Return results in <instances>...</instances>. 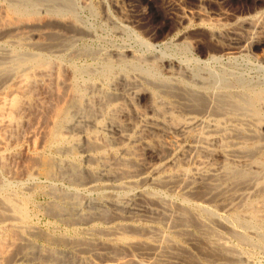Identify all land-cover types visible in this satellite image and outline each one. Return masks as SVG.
Listing matches in <instances>:
<instances>
[{"label":"rangeland","instance_id":"rangeland-1","mask_svg":"<svg viewBox=\"0 0 264 264\" xmlns=\"http://www.w3.org/2000/svg\"><path fill=\"white\" fill-rule=\"evenodd\" d=\"M21 1L22 0H0V27L2 28H0V57L3 56L1 54L6 55L7 57L6 58L3 56L5 57V59L2 58L3 60L0 58L3 61V64L0 63V66L2 65L0 67V83L3 82V88L6 87V90H12L17 83H13V80H10L8 75H11L10 77L13 78L14 81H19V79L23 78L26 73L33 74V76H35L34 79L36 76L38 79H40L39 77L42 76L41 79H43L45 82L47 81V84H38V89L43 94L47 89H50L46 91L48 94L49 92H52L51 95L47 96L49 103L48 105L46 104L48 106V109H45L47 112L39 119V124L41 127H39L40 125L38 127L40 129L43 126H47L46 124L49 120L45 119H49L48 115H50L52 109L55 106L54 104L57 102L56 100H58L57 88L59 87L60 91L63 90L62 86L59 84V81L62 80H71V82L77 86L78 84H83L79 86H83L84 88L86 87V90H95L99 95L104 96L105 99H108L112 95L118 94L119 91L122 92L124 90L125 93L128 92L126 96L128 97L129 94L130 96L127 99L125 97V99H117L118 101L113 100L114 102H112V109L107 114L109 117L111 116L110 119L113 116L118 118L119 116L117 110L121 108V106L123 109L126 108L128 104L134 105L135 108L137 106V110L141 109L142 111H145L143 104L147 99L144 100V97L149 95L150 90L156 91L157 89L155 88L158 87L157 99L160 103L159 110L168 111L170 113H177L178 109L179 112L192 109V101L196 98H208L209 101H212L211 99L213 98V101H217L219 98L221 99L223 97V93L229 92L231 93L232 97L237 99V97L241 94L242 86L246 87L247 85L248 88H253L252 91L255 89L254 93H256V95L260 94L258 93L257 88L264 89V35L263 37H259V44H256L249 49L247 48V50H245L243 53H229V51L226 50V52L225 49L223 50V48H221L222 44L225 42V38L223 35V29H221L223 26L220 21H217L219 19L217 15L220 13L226 14L228 17L227 22H235L234 25L237 24L235 26H241L245 20L248 21L249 19L254 20L255 18H264V0H181L183 4L182 6L195 8L200 5L203 12L208 13L211 16L210 19L204 18L205 20L203 18L192 16L191 18L189 17L188 20L184 21H181L178 17V13L168 6L167 0H123L121 9L115 7V0H69L67 2H63L65 0H58L59 2H57L56 0L54 3L48 0H39L36 6H31L30 8H25L23 1L22 3ZM66 3L69 6L66 5ZM12 6H19L18 8H20V13L10 11ZM174 12H176V14ZM35 29L37 32H35ZM39 30L40 33L44 32L43 34H38L43 38L41 36L40 38L37 37L36 33H38ZM29 33H32V36L29 37ZM31 37L33 39H31ZM10 39H13L12 42ZM17 40H19L18 46L16 45V43H18ZM44 45L45 48H43ZM7 55L12 57L9 56L10 58H8ZM22 55L23 57H26V60H33L36 58L35 60L40 61V63L43 62L42 65L45 64L44 66H46L45 70L43 66L37 69H30V65L25 64L24 66L26 67L23 66V68L21 67L22 69H17V71L14 67V61ZM37 55L39 56L38 59ZM115 55H118L117 58ZM25 57L19 58V60H25ZM40 58L42 61L39 60ZM104 58L106 59L104 60ZM118 58H125L126 60L121 62L127 63L126 66L125 64L123 65L121 62H119L120 59ZM6 59H9L8 66L15 68V74L13 69L6 67ZM107 62L108 65L111 62V66H107ZM110 68L113 71L110 70ZM54 69L57 71H54ZM11 71L14 74L13 76ZM47 71L48 73L51 72L52 76L58 75V78L60 77L62 80L57 79L56 76L55 81V78H52V76L47 73L49 76H51L50 79L49 76L46 75ZM53 71L55 74H57L55 75ZM5 72L9 74L6 75ZM16 75L17 77H15ZM134 76L135 79H132ZM7 77L10 81H12L11 84L13 83V88L12 85H7L8 82L10 83L9 80L7 81ZM121 78L126 79L122 80ZM52 81H55L56 85ZM227 81L229 83H226ZM236 81L241 84L240 85L238 83L241 87L237 83L235 84ZM116 82L119 83L117 84ZM242 82H245L246 84ZM91 83H93L95 86L93 84L90 86ZM224 84L226 86L231 84V86L229 85V88L226 87L229 90L223 88L225 86ZM248 85H251V87ZM8 86L11 87L8 88ZM170 86H172L171 89H169ZM174 86H177L176 89L180 87L181 89L176 90ZM213 86L215 88H212ZM46 87L48 88L45 90ZM206 87H208V89ZM3 88H1L0 91L3 90L2 92L4 93L6 90ZM112 88L113 90L115 88L117 90L111 92ZM136 88L139 89L140 92L138 90L135 91ZM261 89V94L258 96L263 98L264 93L262 92L263 89ZM53 91L55 92L53 93ZM102 91L104 93H100ZM185 92H187V95ZM132 93L133 95H131ZM216 93L219 96H217ZM1 94L2 93L0 92V98L3 97ZM188 95L189 98H186ZM258 96L256 99L257 103H255L256 105L253 108L258 110V112L262 115H260L261 119L260 116L253 113V108H249L244 110L245 112L241 111L239 115L232 114V116H220L219 113H213L215 118L214 115L211 114L207 117L206 123H202L200 125V128L203 131L213 132H211V134L209 132L210 136L216 133L213 135V137L219 138H213L212 143H210L211 140H208L210 144H207V141L202 142V146L204 148L202 147V152L198 154V158H202V161L205 163V165L206 162L208 163L206 166H208L207 168H209V171L203 174L201 193L198 192L197 194L192 196L190 195L189 197L184 195L186 197L185 199L183 198L184 196L181 197L180 194L173 193L167 187L150 183L142 185L139 184L136 185V187H129L130 190H127V187L119 186L118 184L117 186H114L115 189L112 187L113 190L106 188L102 186L103 181H105L106 178H104L99 173V169L102 168L101 163H98L97 166L99 168L96 166L98 169L94 173L86 172L83 169L79 170L81 171V176L83 175L81 178L83 182L79 181L76 184L78 186L72 184V182L68 179L54 180L45 178L44 176L38 174V159L35 156L38 148L39 151H43V148L40 149V146H37L38 144L40 145L39 142H41V136L39 133H35L34 138H32L34 140L31 139L33 142L31 140L21 139L23 138L22 135H24L22 133L28 131L26 128L28 127L26 123L27 120L25 119L26 117H22L25 114H22L21 112L19 115H22L20 119L22 118L23 120H19L20 122L18 121V124L21 122L22 124L19 125V128L17 125V128L14 126V129H12V131L16 130V133L18 132L17 135L20 137V140H15V136H17L16 134L15 136H12L14 135L12 134L14 131H6L10 137L8 139L12 140V142L7 139V134L5 132V134L3 131L1 132L2 134L0 133L1 135L4 134V139L8 141V143L6 141L8 145L6 149L8 156L10 157H8L6 161L10 162L9 160L12 159V156L13 158L16 156L18 158H15V160L13 159L14 161L11 160L10 164L7 162L8 165L13 164L14 162L13 171L6 172L4 170H0V178H4L2 181H0L2 182L0 183V203H3L4 205V203L6 204L7 200H9L7 204L10 205V208L12 205L13 209H15L13 210L11 208L10 210L8 205H0V215L2 214L1 212H3V214L0 216V220H2L0 223H13L12 218L16 217L17 219V222L14 220L15 222L13 223H16L15 226L17 228L14 227L11 230L12 233L15 232L16 235L14 237H16L17 240H15L14 243H11L8 241L9 239L6 240L7 238H4V235V237H0L2 238L0 239V260L2 259L0 264H18V262L19 264H26L24 261H18L19 255L26 249L28 254H30L29 257L32 260V264H264V244H261V240H264V227L262 228V226H264V198H262L264 196V175L261 174H264V171L260 167L262 162H264V147H260V143H262L261 146H264V100H262V98L259 99ZM187 99L192 101L189 100L188 103L186 102ZM51 101H54V104ZM116 101L117 103H115ZM119 101L127 102L122 103ZM47 106L44 104V107ZM130 106L131 105L127 106V109L130 108ZM34 110L35 109H33V111ZM243 112L246 113L245 116L247 117L245 118L249 117L248 120H245ZM36 113L37 111H34V114ZM198 116L201 117V114L198 113ZM236 116H239V118L242 120L244 118V123H242L243 121L239 118L238 120H241V123L238 120V122L234 120L237 119ZM256 116L259 117L258 119L256 118L257 122L255 119ZM105 117L100 119V125L105 124L104 126H106V123H110V119L108 120L109 117ZM182 117L185 120L186 116L184 114ZM252 118L253 122L250 121ZM214 119L216 120L217 125L215 128H212L214 127L213 124H215ZM218 119H220V122L222 121L223 126L218 122ZM259 120L260 122H258ZM23 121L26 124H24ZM171 121L173 124L175 123V121ZM245 121H250L251 123L249 124L247 122L246 124ZM207 126L211 128L209 129ZM23 127L26 129L24 130ZM217 128H219L220 131ZM224 128H227L228 130L230 129L229 131L227 130V132L233 134L227 133L226 129ZM233 128L237 131L233 130ZM214 129H216L215 132ZM102 133L104 134V140L106 139L107 142L111 141L114 143L112 139L113 137L109 132L106 131ZM226 133L227 135H225ZM238 133L243 135L240 136ZM245 133L247 134L245 135ZM19 134L21 136H19ZM255 136H259V139ZM243 137L246 138V140ZM224 139H226L225 142ZM247 139H253V144ZM160 140H164V142H167L168 144H171L172 141L168 140V138L164 135L160 136ZM9 141L10 143L14 142L13 144L16 147L13 144L10 145ZM233 141L237 146L234 148L235 151L232 152L234 155L231 152L229 153L228 148L230 146H227V144L231 145ZM239 141L240 143L243 142L240 146L244 144V147L238 146ZM172 143L173 145L176 144L175 141H172ZM112 146V149H109L110 151L107 152L109 154L111 153L109 156H119L120 153L117 146L114 144ZM223 146H227L228 148L226 151H223L224 153L222 152L219 154V148H222ZM86 147V144L83 143L81 145L79 144L77 147L78 155L76 156L80 162L77 161L78 159L76 156L75 159L73 158L74 160L71 159L76 164H78V169H81L86 165H92V163L88 162L89 160L87 161L85 158L81 157V151H84ZM33 148L37 150L35 151ZM254 148L260 150L259 153L263 156L261 157L259 153H253V150L256 152L258 151ZM114 149H116L117 152ZM215 150H217V152ZM243 151L247 152L245 153ZM235 152L237 153L236 155ZM43 153L47 155L48 149H44ZM50 153L52 154V151H49L48 153L49 156H52ZM185 153V151H180L179 159L181 157L180 160H184V167H187L188 165V170L191 172L193 164L196 163V160L189 152H187V155H185ZM243 153L246 155L242 156ZM251 153H253V157ZM56 154L61 156L62 154L64 155V152L60 151ZM185 159H188L186 160L188 163H185ZM254 159H256V161ZM238 161H240V163ZM86 162H88V164H86ZM75 163L74 165H76ZM81 163L84 165H81ZM209 164L211 165L209 166ZM234 164L238 166V168L235 167L237 170L232 167L235 166ZM215 168L217 170H215ZM224 168L226 169V172L224 171ZM243 171L246 177L240 179V177L243 175V173L240 172ZM2 172L6 174L4 175ZM1 173L3 175H1ZM8 173L9 176L7 175ZM237 173H240V175ZM11 175L15 180H13L12 177L10 178L11 180L9 179ZM207 175L210 176L211 179H209ZM258 175L261 177H257ZM211 176L214 177L212 178ZM92 177L95 179H92ZM248 177L250 179H248ZM89 180L95 181L94 187H87V185H89L88 183L91 182ZM67 181L71 183L69 184ZM3 185L5 189L2 187ZM72 185H74V187ZM82 186L84 188H82ZM132 189L133 191L136 190L137 192H133ZM108 193L114 197L112 198ZM137 195L139 197H137ZM13 196H15L16 200ZM66 196L76 197V199L79 200V204L81 206L79 207L84 214L80 216L73 215L69 219L68 216L62 214L60 215L52 211L53 206L59 203L57 200ZM3 197L5 198L2 199ZM26 197L29 198H27L28 201L24 204V207L27 205V208L25 207V212L27 211V217L26 220L21 221V223L20 219L17 218L18 216L13 215H17L16 208L21 204L23 199H26ZM106 198L108 200H106ZM18 199L19 201L17 205L16 201ZM98 200L100 201L98 202ZM136 200L138 202L145 201V203L142 204H145L146 207H148V209L151 211L143 215H133L128 212L124 213V211H117L110 205L107 207V201H112V203H118L116 201H119L121 204H129ZM229 201H234V204L231 203L233 205L226 207L225 204H228ZM187 202L190 203L188 204ZM102 205L106 206L104 207ZM7 207L9 208V211L7 210ZM194 211L197 212L198 216H201L200 219L196 218L197 214ZM251 212L254 213L250 214ZM88 213L91 215V217L88 215ZM172 213L175 214L176 217H174L175 215ZM182 213L183 215H181ZM236 213L239 215L240 221L233 222L234 218H232V220L231 216ZM4 214L11 218L5 217ZM180 215L182 218H187L188 216L189 222L191 221L190 224H183L184 219H181V217H179ZM116 219H118V221ZM175 219L176 221L174 222ZM29 224L31 225L30 228ZM249 225L250 227L252 226V228H250ZM24 229L27 230L24 231L27 234L25 233L23 236ZM260 234L263 236H260ZM24 237L28 241L25 240ZM239 237L241 238L240 240L238 239ZM243 238L245 240H242ZM151 254H153V256ZM81 256L83 260L81 259ZM152 257L155 258V260L152 259ZM119 258L122 259V261ZM148 258H150V260Z\"/></svg>","mask_w":264,"mask_h":264},{"label":"bare ground","instance_id":"bare-ground-1","mask_svg":"<svg viewBox=\"0 0 264 264\" xmlns=\"http://www.w3.org/2000/svg\"><path fill=\"white\" fill-rule=\"evenodd\" d=\"M23 1V5L25 6V8H30L31 6L34 7L36 6L37 2L39 0H22ZM21 1V3H22ZM52 3H54L56 0H48ZM63 1V0H62ZM69 0H65L63 2H67ZM168 1V6L175 10L177 13H178V17L181 21H184V20H188L189 17L191 18L192 16H195L197 18H208L210 19L211 16L208 14V13H205L203 12V10L201 9V6L198 5L197 7L195 8H188V7H184L182 6V2L181 0H167ZM201 1V0H199ZM204 1V0H202ZM57 2H59L57 0ZM61 2V1H60ZM122 2L123 0H115V7L118 8V9H121L122 7ZM206 2V1H205ZM15 4V3H14ZM12 4V5H14ZM19 4V2H18ZM63 4V3H62ZM70 4V3H69ZM200 4V3H199ZM10 5V4H9ZM16 5V4H15ZM58 5H61V4H58ZM66 5H68L66 3ZM195 5V4H194ZM22 6V5H20ZM69 6V5H68ZM19 7V6H18ZM16 6H12L10 8V11L12 12H16V13H20V8H18ZM57 8V7H56ZM23 9V8H21ZM62 10V9H61ZM65 10V9H64ZM23 11V10H22ZM28 12V11H27ZM32 12V11H31ZM122 12V11H121ZM176 12H174L176 14ZM15 13V14H16ZM173 13V14H174ZM28 14V13H27ZM217 17H219V19L217 21H220V23L222 24V28L223 29V35H224V38H225V42L222 44V47L223 50L225 49V51H229L232 52V53H243L245 50H247V48H251L252 46L256 45V44H259L260 43V39L259 37H263L264 35V18H255L254 20H245L242 25L239 27V26H235L237 24L234 25L235 22L233 23H229L227 22L228 20V17L226 16V14L224 13H220L217 15ZM207 19V20H208ZM179 20V21H180ZM202 20V19H201ZM205 20V19H204ZM203 20V21H204ZM202 21V22H203ZM216 21V23H217ZM226 21V22H225ZM1 23V22H0ZM237 23V22H236ZM33 24V23H32ZM2 25V24H1ZM217 25V24H216ZM7 27V26H5ZM1 28V27H0ZM245 28V29H244ZM2 29V28H1ZM36 30V29H35ZM218 30V29H217ZM23 31V30H22ZM17 32V31H16ZM37 32V30L35 31ZM217 32V31H216ZM219 32V31H218ZM10 33V32H9ZM34 33V32H33ZM40 33V30L37 34V37L40 38L41 35H38ZM44 33V32H43ZM43 33H40V34H43ZM29 37L32 36V33H29ZM245 34V35H244ZM9 35V34H8ZM26 35V33H25ZM215 35V34H214ZM217 35V34H216ZM14 36V35H13ZM23 37H25L24 35H22ZM27 36V35H26ZM42 37V36H41ZM217 37V36H216ZM28 38V37H27ZM43 38V37H42ZM264 38V37H263ZM17 39V38H16ZM29 39V38H28ZM31 39H33L31 37ZM11 40V39H10ZM13 40V39H12ZM11 40V42H12ZM19 40H17L18 42ZM35 42V41H34ZM40 42V41H39ZM8 43V42H7ZM16 43V42H15ZM23 43V42H22ZM37 43V41H36ZM41 43V42H40ZM19 42L16 43V45L18 46ZM44 44V42H43ZM218 44V43H217ZM11 45V43H10ZM40 45V44H39ZM37 46V45H36ZM260 46V45H259ZM33 47V46H32ZM39 47V46H38ZM17 48V47H16ZM35 48V47H34ZM42 48V47H41ZM45 48V45L44 47ZM40 49V48H39ZM8 50V49H7ZM226 51V52H227ZM16 52V51H15ZM13 54V52H12ZM17 54V53H16ZM30 54V53H29ZM37 54V53H36ZM45 54V53H44ZM3 56L6 57V55L4 54H1ZM34 55V54H32ZM120 55V54H119ZM1 56L0 58H4ZM8 58L12 57L10 55H7ZM10 56V57H9ZM29 56V55H28ZM41 56V55H40ZM116 56V55H115ZM118 56V55H117ZM116 56V58H117ZM14 57V56H13ZM25 57V56H24ZM23 55L19 58H24ZM31 57V56H30ZM38 55H37V59H38ZM7 58V57H6ZM19 58H17L14 62V67L17 69H20L21 67L23 68V66L25 64H28L30 65V69H37V68H40L41 66L44 67V70H45V67L44 65H42L43 62L40 63V61L38 60H26V57H25V60H19ZM107 58V57H106ZM104 58V60L106 59ZM0 59V60H1ZM44 59V58H43ZM108 59V58H107ZM110 59V58H109ZM112 59V58H111ZM120 59L119 62L121 61H124L126 60L125 58H118ZM136 59V57H135ZM3 60V59H2ZM1 60L0 63L3 64V61ZM11 60V59H10ZM39 60L42 61V59L40 58ZM113 60V59H112ZM7 61V64H6V67H9V69H15L14 67H11V66H8L9 64V59L5 60ZM44 61V60H43ZM63 61V60H62ZM110 61V60H109ZM114 61V60H113ZM117 61V60H116ZM125 62H128V61H125ZM12 63V62H11ZM101 63V62H100ZM117 63V62H115ZM123 65L127 63H124V62H121ZM120 63V65L122 66V64ZM64 64V63H63ZM105 64V63H104ZM130 64V63H128ZM5 65V64H4ZM13 65V64H12ZM107 66H111V62L109 63L108 65V62L106 63ZM104 65V66H106ZM119 65V64H118ZM133 65V64H132ZM131 65V66H132ZM2 66V65H1ZM0 66V67H1ZM26 67V66H24ZM28 67V66H27ZM36 67V68H35ZM42 67V68H43ZM50 67V66H49ZM118 67V66H116ZM129 67V65H128ZM134 67H135V64H134ZM3 68V67H2ZM21 68V69H22ZM94 68V67H93ZM106 68V67H105ZM131 68V67H130ZM1 69V68H0ZM7 69V68H6ZM5 69V70H6ZM29 69V68H28ZM115 69V68H114ZM152 69V68H151ZM66 70V69H65ZM106 70V69H105ZM110 70H112L110 68ZM1 71V70H0ZM3 71V69H2ZM7 71V70H6ZM18 71V70H17ZM20 71V70H19ZM25 71V70H24ZM54 71H57L54 69ZM53 71V72H54ZM75 71H78V70H75ZM113 71V70H112ZM111 71V72H112ZM12 72V71H11ZM23 72V71H22ZM36 72V71H34ZM40 72V71H39ZM107 72V71H106ZM116 72V71H115ZM123 72V71H122ZM1 73V72H0ZM6 73V72H5ZM17 73V72H16ZM48 71L46 72V75H51L52 76V73H48ZM74 73V72H73ZM114 73V72H113ZM9 73H6V75H8ZM11 74V73H10ZM14 74H15V70H14ZM13 72H12V76L14 75ZM44 74V73H43ZM42 74V75H43ZM55 74V72H54ZM57 74V73H56ZM55 74V75H56ZM88 74V73H87ZM106 74V73H105ZM110 74V73H109ZM116 74V73H115ZM118 74V72H117ZM151 74V73H149ZM1 75V74H0ZM23 75V74H22ZM21 75V77H22ZM37 75V74H36ZM48 75V76H49ZM58 75H59V70H58ZM58 75L57 76V79H61L60 77L58 78ZM11 76V75H10ZM9 75V79L10 80H13V83H17L14 88H13V83L11 84L12 81H10L7 77V81L9 80L10 83L8 82L7 85H12V90L9 89L6 90V87H4L3 85V82H1V88L5 89L7 91H4V93H6L5 95H3L4 93L2 91H0L3 95L2 98H0V133L3 131V133L5 132L7 134V139L10 138L8 136V133L9 131L13 132L12 136H15V134L17 135L16 133V130H13L14 129V126L15 128H17L16 126L18 125V128H19V125L22 124V122L20 124H18V121L21 120L19 114H25L23 115L22 117L25 118L26 120V123H27V132H24L22 134L23 140L27 139V140H31L32 138H34V135L35 133H39V135L41 136V142L40 145L36 144L38 147L40 146V149L43 148V151H39V148L35 154V156L37 157L38 159V174L44 176L45 178L47 179H54V180H59V179H68L69 181L72 182V184H77L79 181L80 182H83L82 181V176H81V171L79 170H84L86 172H89V173H94L97 171V169L99 168L97 165L98 163H101L102 165V168L99 169V173L100 175H102L105 179V181H103V184L102 186L106 187V188H110L112 189V187L114 188V186H117V184L119 186H123V187H127L126 189L127 190H130L129 187H136V185H139V184H154V185H160V186H164V187H167L169 188L173 193L175 194H180L181 197H183L184 195L185 196H192V195H195L197 194L198 192L201 193V189H202V177H203V174H205V172H208L209 171V168H207L208 166V163L206 162V165L205 163L202 161V158L199 159L198 157V154L200 152H202V145L203 143L202 142H206L207 141V144H210L212 143V139L213 138H216V137H213V134L212 136L209 135V132L210 131H203L201 128H200V125L202 123H206V120H207V117L213 113H219L220 116L222 115H229V116H232L233 115H239V113L241 111H244L246 109H249V108H253L255 107V103H257L256 99H257V96L261 94V91L260 89L257 88L258 90V95H256V93H254L255 89L252 91V89L248 88L247 85L246 87H241L240 83L239 82H235V84L239 83L238 85L241 87V94L240 96L236 98L232 97L231 96V93L229 92H225L221 93V95L223 96L221 99L219 98V100L217 101H213V98L211 99L212 101H209L208 98L205 99V98H202V99H194L193 101L190 100V99H187L186 102H188L189 100L192 101V106L190 110H184V111H180L179 112V109L176 111L177 113H170L168 111H162V110H159V100L157 99V90L158 88H155L157 89L156 91L155 90H150L149 92V95L147 97H144V100L147 99L143 106L145 108V111H139L137 110V106L136 108L134 107V105L132 104H128L127 106L131 105L130 108L127 109V106L126 108H119L117 110V113H118V118H115V116H113L111 119L110 117L107 115L109 113V111L112 109V106H113V103L114 102L113 100H117V99H126L130 96L127 97V93H125V91L123 90L122 92H118V94L116 95H112L110 96L108 99H105L104 96L102 95H99L98 92H96L95 90H86L83 86H79V85H83V84H78L75 85L71 82V80H62V81H59V84L62 86V91L59 90V87L57 88V95H58V100H56V104H54V101L52 102L55 106L54 108L52 109L50 115H48L49 119H45V120H49L48 123L46 124L47 126H43L41 129L39 127H41V125L39 124V119L40 117L44 116L45 113L47 112V110H45L46 108L48 109V98L47 96L51 95V93L49 92V94L46 92L47 90H50V89H47L48 87L45 88V92L44 94L42 92L39 91L38 89V84H45L46 82L43 81V79H41V77H39L40 79L36 78L34 79L35 76H33V74H28L26 73L24 75L23 78L19 79L18 80H15L13 78H11ZM19 76V74H18ZM45 76V75H44ZM49 76V78L51 77ZM56 76H52V78H55L54 80L56 81ZM66 76V75H65ZM68 76V75H67ZM108 76V75H107ZM120 76V75H119ZM123 76V75H122ZM224 76V75H223ZM3 77V76H2ZM17 77V75L15 76ZM80 77V76H79ZM154 77V76H153ZM113 78V77H112ZM115 78V77H114ZM127 78V77H126ZM126 78H121L122 80H125ZM132 78V77H131ZM18 79V78H17ZM51 79V78H50ZM49 79V80H50ZM70 79H73V78H70ZM76 79V78H75ZM89 79V78H88ZM132 79H135V76L134 78ZM6 80V79H5ZM32 80V81H31ZM137 80V79H136ZM224 80V79H223ZM231 80V79H230ZM229 80V81H230ZM4 81V80H3ZM18 81V82H17ZM31 81V83H30ZM53 82L54 84L56 82ZM107 81V80H106ZM138 81V80H137ZM136 81V82H137ZM179 81V80H178ZM235 81V80H234ZM5 82V81H4ZM44 82V83H43ZM58 82V80H57ZM122 82H125V81H122ZM219 82V81H218ZM75 83V82H74ZM84 83V82H83ZM86 83V82H85ZM110 83V82H109ZM117 83V82H116ZM119 83V82H118ZM117 83V84H118ZM166 83V82H165ZM220 83V82H219ZM226 83H229L228 81ZM244 84H246L245 82H242ZM47 84V83H46ZM58 84V83H57ZM93 83L90 84V86L92 85ZM113 84V83H112ZM115 84V85H117ZM133 84V83H132ZM181 84V83H180ZM56 85V84H55ZM94 85V84H93ZM125 85V84H124ZM138 85V84H137ZM177 85V84H176ZM218 85V83H217ZM221 85V84H220ZM223 85V84H222ZM225 85V84H224ZM229 85L231 86V84H228L227 86L225 85L223 88L229 90ZM6 86V85H5ZM59 86V85H57ZM56 86V87H57ZM85 86V85H84ZM95 86V85H94ZM150 86V85H149ZM180 86V85H179ZM183 86V85H181ZM235 86V85H234ZM251 87V85H248ZM11 87V86H8V88ZM19 87V88H18ZM84 89H83V88ZM97 87V86H96ZM117 87V86H116ZM130 87V86H129ZM155 87V86H154ZM167 87V85H166ZM172 86H170L169 89H171ZM177 87V86H176ZM176 87L174 86V88L176 89ZM228 87V88H226ZM239 87V88H240ZM0 88V90H1ZM18 88V89H17ZM42 88V87H40ZM99 88V87H98ZM114 88V87H113ZM112 91H115L117 90L116 88ZM151 88V87H150ZM208 89V87H206ZM205 88V89H206ZM212 88H215L214 86ZM219 88V87H218ZM222 88V89H223ZM237 88V87H236ZM148 89V88H146ZM146 89H144L145 91H147ZM154 89V88H152ZM173 89V88H172ZM177 89H181L180 88H177ZM176 89V90H177ZM220 89V88H219ZM233 89V88H232ZM263 89V88H262ZM261 89V90H262ZM42 90V89H41ZM110 90V89H109ZM119 90V89H118ZM138 90L140 92L139 89H135V91ZM226 90V91H227ZM264 90V89H263ZM262 90V92L264 93V91ZM43 91V90H42ZM52 91V90H51ZM98 91V90H97ZM137 91V92H138ZM205 91V90H203ZM210 91V90H209ZM236 91V90H234ZM239 91V90H238ZM55 91H53L54 93ZM108 92V91H107ZM136 92V93H137ZM232 92V91H231ZM100 93H104L103 91L100 92ZM117 93V92H115ZM135 93V92H134ZM187 92H185L186 94ZM48 94V95H47ZM109 94V93H108ZM142 94V93H140ZM189 94V93H188ZM195 94V93H193ZM206 94V93H205ZM234 94V93H233ZM232 94V95H233ZM53 95V94H52ZM133 95V93L131 94ZM167 95V94H165ZM175 95V94H174ZM187 95V94H186ZM184 95V96H186ZM191 95V94H190ZM217 96H219L217 93H216ZM194 96V95H193ZM196 96V95H195ZM258 96L259 99H261L260 97ZM262 96V95H261ZM54 97V96H53ZM159 97V96H158ZM164 97V96H163ZM182 97V96H181ZM200 97V95H199ZM203 97V96H202ZM208 97V96H207ZM171 98V97H170ZM186 98H189V95L188 97ZM264 98V96H263ZM262 98V100H264ZM52 99V98H51ZM56 99H57V96H56ZM166 99V98H165ZM180 99V97H179ZM216 99V98H214ZM50 100V99H49ZM53 100V99H52ZM121 100V99H120ZM158 100V102H157ZM167 100V99H166ZM183 100H186V99H183ZM118 101V100H117ZM117 101L115 103H117ZM133 101V100H131ZM164 101V99H163ZM50 102V101H49ZM119 102H122V101H119ZM124 103L127 102V101H123ZM122 102V103H123ZM130 102V101H128ZM170 102V101H169ZM184 102V101H183ZM185 102V103H186ZM51 103V105H52ZM131 103V102H130ZM164 103V102H163ZM167 103V102H166ZM189 103V102H188ZM44 104L45 106L47 107H44ZM47 104V105H46ZM182 104V103H181ZM121 105H124V104H121ZM259 105V104H257ZM179 106V105H177ZM118 107V106H117ZM141 107V106H140ZM161 107V106H160ZM165 107V106H164ZM172 107V106H171ZM182 107V106H181ZM116 108V107H115ZM166 108V107H165ZM33 109H35L34 111L37 113L34 114V111ZM164 109V108H163ZM168 109V108H167ZM33 112H32V111ZM169 110V109H168ZM251 110V109H250ZM253 110V113H255L256 115L260 116L261 114L258 112V110L256 109H252ZM260 110V109H259ZM262 110V109H261ZM49 111V110H48ZM248 111V110H247ZM246 111V112H247ZM264 111V110H263ZM113 112V111H112ZM245 112V111H244ZM243 112V113H244ZM250 112V111H249ZM252 112V111H251ZM261 112V111H260ZM186 116L185 117V120L184 118L182 117L183 114ZM198 113L201 114V117L198 116ZM48 114V113H47ZM117 115V114H116ZM214 115V114H213ZM246 113H244V118L247 117L245 116ZM248 115V113H247ZM253 115V114H252ZM107 116V117H105ZM255 116V115H254ZM253 116V118H254ZM262 116V115H261ZM261 116H260V119H261ZM108 118V120L110 119V123H106L107 125L104 126V125H100V119L101 118ZM241 117V116H240ZM214 118H215V115H214ZM230 118V117H229ZM237 119H234V120H238L239 116L237 117ZM244 118L243 120L241 119L244 123ZM249 118V117H248ZM248 118H245V120ZM251 118V117H250ZM253 118L250 120L252 121ZM258 119L259 117H255V119ZM117 119V120H116ZM170 119V120H169ZM213 119V118H212ZM257 119H256V122H257ZM23 120V119H22ZM175 121V123L173 124L172 121ZM220 119H218V122L221 123L222 125V121L220 122L219 121ZM231 120V119H230ZM241 120H238L239 122ZM264 120V119H263ZM105 121V120H104ZM171 123H170V122ZM233 121V120H232ZM235 121V122H236ZM237 121V122H238ZM248 122L249 124L251 122ZM20 122V121H19ZM24 122V121H23ZM217 122V123H218ZM234 122V123H235ZM236 122V123H237ZM246 122V121H245ZM246 122V124H247ZM253 122V121H252ZM260 122V120L258 121ZM24 122V124H26ZM45 123V122H44ZM104 123V122H102ZM214 123L212 128H215L216 127V120L214 119ZM224 123V122H223ZM233 123V124H234ZM241 123V122H240ZM239 123V124H240ZM229 124V123H228ZM232 124V123H231ZM40 125V126H39ZM227 125V123H226ZM252 125V124H251ZM39 126V127H38ZM205 126V125H204ZM212 126V125H211ZM223 126V125H222ZM220 126V127H222ZM249 126V125H248ZM208 127V126H207ZM219 127V128H220ZM226 127V126H225ZM251 127V126H250ZM249 127V128H250ZM24 128V127H23ZM24 128V130L26 129ZM206 128V127H205ZM209 129L211 127H208ZM219 128H217L219 130ZM228 128V127H227ZM227 128H224L226 129V132H227ZM205 130V129H204ZM213 130V129H211ZM216 129H214V132H215ZM230 130V129H229ZM228 130V131H229ZM232 130V129H231ZM233 130H236L233 128ZM232 130V132H233ZM245 130V129H244ZM252 130V129H251ZM7 131V132H6ZM19 131V129H18ZM23 131V129H22ZM109 132L111 135H112V139H113V142L111 143L110 142H107L106 139L104 140V134L102 132ZM220 131V130H219ZM225 131V130H224ZM237 131V130H236ZM240 131V130H239ZM10 132V133H11ZM203 132V134H202ZM212 132V131H211ZM210 132V134H211ZM217 132V131H216ZM246 132V131H245ZM4 133V134H5ZM9 133V135H10ZM102 133V134H101ZM205 133V134H204ZM213 133V132H212ZM218 133V132H217ZM225 133V132H224ZM229 133V132H227ZM227 133L225 135H227ZM237 133V132H236ZM241 133V132H240ZM240 133H238L240 135ZM243 133V132H242ZM248 133V132H247ZM245 133V135L247 134ZM250 133H253V132H250ZM2 134V133H1ZM0 134V135H1ZM3 134V135H4ZM208 134V135H206ZM219 134V133H218ZM223 134V133H222ZM221 134V135H222ZM229 134H233V133H229ZM256 134V133H255ZM254 134V135H255ZM1 135L0 136V170L1 171H6V172H10V171H13L14 169V160L16 157L13 158V156L11 157L13 160V164L11 165H8L6 161L8 157V152H7V149L6 147L8 146L7 143L8 141L6 139H4V136ZM106 135V134H105ZM161 135H164L165 137L168 138V140H172V141H175L176 144L173 145L172 141H171V144L167 143V142H164V140H160V136ZM220 135V136H221ZM243 135V134H242ZM240 135V136H242ZM253 135V136H254ZM19 136H21L19 134ZM107 136V135H106ZM109 136V135H108ZM238 136V135H237ZM248 136V135H247ZM251 136V135H249ZM5 137V138H6ZM18 139H17V138ZM111 137V136H110ZM236 137V136H234ZM257 137V136H255ZM13 138V137H12ZM20 137L15 136V140H20L19 139ZM40 138V137H39ZM219 138V137H218ZM216 138V139H218ZM223 138V137H222ZM244 138V137H243ZM259 139V136L257 137ZM109 139V138H108ZM221 139V137H220ZM238 139V138H237ZM246 140V138H244ZM255 139V138H253ZM252 140H248L250 142L253 141ZM10 140V139H8ZM34 140V139H32ZM31 140V141H32ZM37 140V138H36ZM110 140V139H109ZM167 140V141H168ZM208 140L211 142L209 143ZM226 139H224V142H225ZM233 140V139H232ZM239 140V139H238ZM7 141V143H6ZM12 142V140H10ZM9 141V144L12 145L13 143H10ZM241 141H244V140H241ZM255 141V140H254ZM16 142V141H15ZM33 142V141H32ZM31 142V144H32ZM232 142V141H231ZM257 142L259 143V141L257 140ZM86 144V148L84 151H81L82 154H81V157L82 158H85L88 162L92 163V165H86L84 167H82L81 169L77 168V165L73 160L75 159V156L78 155V151H77V147L79 146V144ZM215 143V142H214ZM243 143V142H241ZM240 141H239V145H241ZM28 144V143H27ZM116 145L117 148H118V151L120 153L119 156H114V155H111V157L109 156L110 154L107 153L109 152L110 150L109 149H112L111 146L112 145ZM246 144V143H245ZM249 144V142H248ZM253 144V142H252ZM257 144V143H256ZM262 145V143H260ZM14 145V144H13ZM18 145V144H17ZM213 145V144H212ZM215 145V144H214ZM244 145V144H243ZM242 145V146H243ZM247 145V144H246ZM260 147H264V146H261ZM15 146V145H14ZM229 148H228V147ZM227 146H223L225 148H219L220 151H219V154H221L224 150L226 151V149L228 148L229 149V153L231 152H234L235 151V146H236V143L233 141V143H231V145L227 144ZM240 146V147H242ZM16 147V146H15ZM14 147V149H15ZM113 147V146H112ZM237 147V146H236ZM239 147V148H240ZM244 147V146H243ZM9 148V147H8ZM12 148V147H11ZM204 148V147H203ZM10 149V148H9ZM34 149V148H33ZM44 149H48V153L49 151H52V156H49L48 153L47 155L44 154ZM55 149V150H54ZM238 149V148H237ZM253 149V148H251ZM254 149H257V148H254ZM259 149V147H258ZM257 149V150H258ZM35 150V149H34ZM35 150V151H36ZM116 150V149H114ZM218 150V149H217ZM217 150H215L217 152ZM240 150V149H239ZM246 150V149H245ZM262 150V149H261ZM12 151V150H11ZM13 151H16V150H13ZM60 151H63L64 152V155L62 154L61 156L57 155L56 153H59ZM180 151H185V155H187V152H189L191 154V156L193 155L195 158V164H193V167H192V171L190 172L188 169V165L187 167H184V160H180L179 159V155H180ZM237 151V150H236ZM250 151V150H249ZM252 151V150H251ZM254 152L253 153H259L260 150H258L257 152L255 150H253ZM80 152V151H79ZM115 152V151H113ZM117 152V150H116ZM212 152V151H211ZM243 152H247V151H243ZM10 153V152H9ZM13 153V152H11ZM215 153V152H214ZM224 153V152H223ZM250 153V152H249ZM253 153H251L252 157H253ZM262 153V151H261ZM19 154V153H18ZM116 154V153H115ZM189 154V155H190ZM234 155V153H232ZM237 153L235 152V155ZM248 154V153H247ZM260 154V153H259ZM258 154V156H259ZM17 155V154H16ZM34 155V154H33ZM118 155V154H116ZM205 155V154H204ZM246 155V154H245ZM244 153L242 156H245ZM250 155V156H251ZM261 155V154H260ZM25 156V155H24ZM34 156V157H35ZM225 156V155H224ZM229 156V155H227ZM226 156V157H227ZM232 156V155H231ZM263 155H261L262 157ZM19 157V156H18ZM35 157V158H36ZM248 157V155H247ZM260 157V158H261ZM74 158V159H73ZM77 158V156H76ZM81 158V159H82ZM186 158V157H185ZM191 158V157H189ZM192 158V159H193ZM206 158V156H205ZM209 158V157H208ZM258 158V157H257ZM256 158V159H257ZM264 158V156H263ZM18 159V158H17ZM16 159V160H17ZM73 159V160H71ZM78 159V158H77ZM184 159V158H183ZM190 159V160H192ZM256 159H254L256 161ZM9 160V159H8ZM11 160H9L10 162H8L9 164L11 163ZM83 160V159H82ZM81 160V161H82ZM186 160L188 159H185V163H188L186 162ZM206 160V159H205ZM237 160V158H236ZM258 160V159H257ZM76 165H74V163ZM79 161V159L77 160ZM182 161V162H181ZM247 161V160H246ZM245 161V163H246ZM80 162V161H79ZM88 162H86V164H88ZM240 163V161H238ZM237 162V163H238ZM20 163V162H19ZM73 163V164H72ZM191 163V162H190ZM189 163V164H190ZM230 163V162H229ZM236 163V162H234ZM242 163V161H241ZM248 163H249V159H248ZM25 164V163H24ZM104 164V165H103ZM224 164V163H223ZM26 165V164H25ZM81 165H84L83 163H81ZM211 164H209L210 166ZM226 165V164H225ZM233 165V164H231ZM235 165V164H234ZM252 165V164H251ZM98 168H97V167ZM224 166V165H223ZM253 166V165H252ZM81 167V166H80ZM101 167V166H100ZM229 167V166H228ZM232 167H237L238 166H232ZM242 167V165H241ZM261 169L264 171V162H262V165L260 166ZM211 168V167H210ZM247 168V167H246ZM27 169V168H26ZM191 169V168H190ZM213 169H214V165H213ZM222 169V168H221ZM225 169V168H224ZM236 169V168H235ZM243 169V168H242ZM251 169V168H250ZM35 170V169H34ZM36 170V171H37ZM215 170H217L215 168ZM237 170V169H236ZM29 171V170H28ZM31 171V170H30ZM83 171V172H84ZM226 172V169L224 170ZM233 171V170H232ZM240 171V169H239ZM238 171V172H239ZM242 171V170H241ZM250 171V170H248ZM4 174V172H2ZM1 173V175H3ZM31 173V172H30ZM215 173V172H214ZM240 173H243V175L240 177V179H243V177H246L244 171L243 172H240ZM240 173L238 175H240ZM249 173V172H248ZM253 173H254V170H253ZM256 173V172H255ZM6 174V173H5ZM4 174V175H5ZM15 174V172H14ZM37 174V173H36ZM35 174V175H36ZM212 174V173H211ZM209 174V175H211ZM216 174V173H215ZM252 174V173H251ZM9 176V173L7 174ZM30 175V174H29ZM33 175V174H32ZM39 175V176H40ZM253 175V174H252ZM261 175H264V174H261ZM7 176V178H8ZM15 176V175H13ZM38 176V175H37ZM208 176V175H207ZM205 176V177H207ZM234 176V175H233ZM250 176V174H249ZM1 177V176H0ZM3 177V176H2ZM12 177V175L9 177V179ZM30 177V176H29ZM100 177V176H99ZM212 177V176H211ZM214 177V176H213ZM212 177V178H213ZM237 177V176H236ZM257 177H261L260 175H258ZM94 177H92L93 179ZM103 178V179H104ZM209 179L210 176H208ZM207 178V179H208ZM216 178V177H215ZM1 179V178H0ZM4 179V178H2ZM2 179L0 181H2ZM8 179V180H9ZM13 179V177H12ZM17 179V178H16ZM95 179V178H94ZM204 179V178H203ZM206 179V178H205ZM208 179V180H209ZM238 179V178H237ZM247 179V178H245ZM248 179H250L248 177ZM11 180V179H10ZM15 180V179H13ZM99 180V179H98ZM227 180V179H226ZM52 181V180H51ZM63 181V180H62ZM67 181L69 184L71 182ZM91 181V180H89ZM232 181V180H231ZM239 181V179H238ZM94 182L95 181H91L89 182L87 185V187H94ZM240 182V181H239ZM2 183V182H0ZM4 183V182H3ZM101 183V182H100ZM255 183V182H253ZM56 184V183H55ZM81 184V183H80ZM98 184V183H97ZM242 184V182H241ZM244 184V183H243ZM67 185V184H66ZM101 185V184H100ZM6 186V185H5ZM71 186V185H70ZM74 187V185H72ZM78 186V185H76ZM75 186V187H76ZM85 186V185H84ZM4 187V185L2 186ZM86 187V188H87ZM101 187V186H100ZM133 187V188H134ZM77 188V187H76ZM82 188H84L82 186ZM88 188V189H90ZM156 188V187H155ZM159 188V187H158ZM5 189V187L3 188ZM115 189V188H114ZM120 189V188H119ZM160 189V188H159ZM94 190V189H93ZM102 190V189H101ZM113 190V189H112ZM139 190V189H138ZM156 190V189H155ZM158 190V189H157ZM169 190V191H170ZM215 190V189H214ZM77 191V190H76ZM83 191V190H81ZM124 191V190H123ZM126 191V190H125ZM133 191V189H132ZM136 191V190H134ZM133 191V192H134ZM170 191V192H171ZM108 192V191H107ZM111 192V190H110ZM109 192V193H110ZM115 192V190H114ZM137 192V191H136ZM224 192V191H223ZM2 193V192H1ZM108 193V194H109ZM127 193V192H126ZM139 193V191H138ZM148 194V193H147ZM24 195V194H23ZM29 195V194H28ZM102 195V194H101ZM104 195V194H103ZM111 197L112 195L109 194ZM136 195V194H135ZM150 195V194H149ZM264 195V194H263ZM3 196V195H2ZM1 196V197H2ZM5 196V194H4ZM20 196V195H19ZM30 196V195H29ZM60 196V195H59ZM62 196V195H61ZM139 196H140V193H139ZM137 195V197H139ZM145 196V195H144ZM183 197L184 199L186 197ZM6 197V196H5ZM5 197H3L2 199H4ZM14 199H15V196H13ZM110 197V198H111ZM114 197V196H113ZM112 197V198H113ZM143 197V196H142ZM141 197V198H142ZM180 197V198H181ZM17 198V197H16ZM20 198V197H19ZM24 198V196H23ZM28 197H26V199H23L21 201V204L16 208V212H17V215H13V216H18L17 218L20 219V222L21 221H25L26 220V217H27V211L25 212V209L26 208L24 207V204L28 201L27 200ZM31 198V197H30ZM59 198V197H58ZM57 198V199H58ZM104 198V197H103ZM111 198V199H112ZM181 198V199H183ZM264 198V196L262 197ZM7 199V198H6ZM10 199V198H9ZM29 199V198H28ZM102 199V198H101ZM180 199V200H181ZM11 200V199H10ZM16 200V199H15ZM106 200H108L106 198ZM105 200V201H106ZM110 200V199H109ZM135 200V199H133ZM144 200V199H143ZM225 200V198H224ZM4 201V200H3ZM18 201L19 199L16 201L17 202V205H18ZM59 201V203L57 205H54L53 206V209L52 211L58 213V214H62V215H65V216H68L69 219L70 217H72L73 215H82L84 214L83 211H81L80 209V204H79V200L76 199V197H71V196H66V197H62L61 199L57 200ZM82 201V200H80ZM100 200H98L99 202ZM113 201V200H112ZM112 201H107V207L110 205L112 206L113 208H115L117 211L119 210L120 212L121 211H124L125 212H128L130 214H133V215H143V214H146V213H149V210L148 207H146V205L142 204V203H145L140 201L137 202L136 201H132L131 203L129 204H121L119 203V201H116L118 203H112ZM129 201V200H128ZM1 202V201H0ZM7 202H9V200H7ZM6 202V204L4 203V205H8ZM13 202V201H11ZM10 202V203H11ZM56 202V201H55ZM191 202V201H190ZM189 202V203H190ZM9 203V204H10ZM101 203V202H100ZM125 203V202H123ZM188 203V202H187ZM188 203V204H189ZM193 203V202H192ZM233 203L234 204V201L233 202H230L227 204H225L226 207L230 206V205H233L231 204ZM94 204V203H93ZM102 204H105V203H102ZM237 204V203H236ZM0 205H3V203ZM3 205V206H4ZM105 205V206H106ZM10 205H8L9 207ZM14 206V204H13ZM80 206V207H79ZM104 206V205H102ZM101 206V207H102ZM104 206V207H105ZM7 207V208H8ZM95 207V205H94ZM100 207V206H99ZM110 207V208H112ZM197 207V206H196ZM6 208V209H7ZM10 208V207H9ZM9 208L7 209L9 211ZM11 208L13 209L12 205H11ZM10 208V210H11ZM15 208V207H14ZM97 208V207H96ZM95 208V209H96ZM198 209V208H197ZM227 209V208H226ZM15 210V209H13ZM190 210V209H189ZM235 210V209H233ZM232 210V212H233ZM197 211V210H196ZM199 211V210H198ZM201 211V210H200ZM226 211V210H225ZM5 212V211H4ZM12 212V211H10ZM82 212V213H81ZM85 212V211H84ZM173 212V211H172ZM195 212V211H194ZM255 212V211H254ZM254 212H251L250 214L254 213ZM3 214V212H1ZM9 213V212H8ZM43 213V212H42ZM53 213V212H52ZM93 213V212H92ZM123 213V212H122ZM178 213H181V212H178ZM197 214V212H195ZM1 214V215H2ZM10 214V213H9ZM8 214V215H9ZM95 214V213H94ZM118 214V213H117ZM173 214V213H172ZM200 214V213H199ZM0 215V216H1ZM54 215V214H53ZM59 215V216H60ZM89 215V213H88ZM175 215V214H173ZM183 215V213L181 214ZM181 215L179 217H181ZM195 215V214H194ZM193 215V216H194ZM233 215V214H232ZM5 217L7 218H11L9 216H6L4 214ZM3 216V217H4ZM91 217V215H89ZM131 216V215H130ZM122 217V216H121ZM137 217V216H136ZM170 217V216H169ZM176 217V215L174 216ZM178 217V218H179ZM196 217V216H194ZM201 216H198L197 214V217L196 218H199L200 219ZM255 217V216H254ZM14 218V217H13ZM12 218V222L14 223L16 220L17 222V219L16 217L13 219ZM63 218V216H62ZM116 218V217H115ZM234 218V220L232 219ZM120 219V218H118ZM118 219H116L118 221ZM181 219H184V222L183 224L185 225H188L190 224L189 222V218L187 216L182 218ZM231 219L236 222L240 221L239 220V215L236 213L234 214L233 216H231ZM10 220V219H8ZM168 220V219H167ZM242 220V219H241ZM2 221V220H0ZM92 221V220H91ZM120 221V220H119ZM133 221V220H132ZM176 221V219L174 220V222ZM251 221V220H250ZM264 221V220H263ZM6 222V221H5ZM11 222V221H10ZM115 222V221H114ZM123 222V220H122ZM125 222V221H124ZM201 222V221H200ZM242 222V221H241ZM240 222V223H241ZM246 222V221H245ZM243 222V223H245ZM249 222V221H248ZM13 223H0V237H4V238H7L6 240L10 241L11 243H14L16 239V237H14L16 234L15 232L12 233V229L15 226V224ZM22 223V222H21ZM119 223V222H118ZM117 223V224H118ZM239 223V224H240ZM254 223V222H252ZM24 224V223H23ZM27 224V223H26ZM75 224V223H74ZM116 224V223H115ZM121 224V223H119ZM118 224V225H119ZM238 224V223H237ZM251 224V223H250ZM22 225V224H20ZM132 225V224H130ZM177 225V224H176ZM244 225V224H243ZM253 225V224H252ZM262 225V224H261ZM19 226V224H18ZM25 226V225H24ZM27 226V225H26ZM30 224H29V228H30ZM92 226V225H91ZM105 226V225H104ZM115 226V225H114ZM120 226V225H119ZM126 226V225H125ZM246 226V225H245ZM254 226V225H253ZM260 226V225H258ZM82 227V226H80ZM116 227V226H115ZM131 227V226H130ZM182 227V226H181ZM180 227V228H181ZM250 227V225H249ZM255 227V226H254ZM253 227V228H254ZM264 226H262L263 228ZM17 228V227H16ZM109 228V227H108ZM186 228V227H184ZM188 228V227H187ZM241 228V227H240ZM248 228V227H246ZM252 228V226L250 227ZM19 229V228H18ZM22 229V228H21ZM106 229V228H105ZM256 229V228H255ZM17 230V229H16ZM31 231H33L32 229H30ZM127 230V229H126ZM173 230V229H172ZM185 230V229H184ZM257 230H258V227H257ZM24 231H27L26 229L23 230ZM76 231V230H75ZM112 231V230H111ZM19 232V231H18ZM22 232V231H21ZM114 232V231H113ZM259 232V231H258ZM262 232V231H260ZM26 232L23 233V236ZM30 233V231H29ZM28 233V235H29ZM14 234V235H13ZM27 234V233H26ZM119 234V233H118ZM4 235V236H3ZM22 235V233H21ZM260 236H263L260 234ZM26 237V236H25ZM24 237V238H25ZM98 237V236H97ZM18 238V237H17ZM22 238V237H21ZM173 238V237H172ZM241 238H242V235H241ZM240 237L238 238L239 240L241 239ZM260 238V237H259ZM2 239V238H0ZM262 239V238H260ZM23 240V239H21ZM25 240H27L25 238ZM242 240H245L244 238ZM3 241V240H1ZM28 241V240H27ZM117 241V240H116ZM260 241V240H259ZM4 242V241H3ZM2 243V242H1ZM18 243V241H17ZM260 244V243H259ZM261 244H264V240L262 239L261 240ZM26 245V244H25ZM30 248V247H29ZM29 250V249H28ZM66 250V249H65ZM2 251V250H1ZM159 251V250H158ZM40 252V251H39ZM72 252V251H71ZM160 252V251H159ZM158 253V252H157ZM147 254V253H146ZM155 254V253H154ZM30 254H28L27 252V249L22 251V253L19 255L18 257V261H24L26 262V264H32V260L30 259L29 257ZM76 255V254H75ZM74 255V257H75ZM153 256V254H151ZM1 256V255H0ZM116 256V255H115ZM129 256V255H128ZM150 256V255H149ZM159 257V256H158ZM187 257V256H186ZM134 258V257H133ZM145 258V257H144ZM151 258V257H150ZM150 258H148L150 260ZM57 259V258H56ZM81 259H82V256H81ZM120 259V258H119ZM132 259V258H131ZM152 259L155 260V258L152 257ZM2 260V259H1ZM0 260V261H1ZM83 260V259H82ZM85 260V259H84ZM122 261V259H120ZM119 260V262L121 263V261ZM124 260V259H123ZM157 260V259H156ZM164 260V259H163ZM52 261V260H51ZM117 261V259H116ZM166 261V260H165ZM80 262V261H79ZM89 262V261H88ZM125 262V260H124ZM149 262V261H148ZM156 262H160V261H156ZM164 262V261H163ZM14 263V262H13ZM17 264V263H15ZM19 264V262H18ZM53 264V263H52ZM80 264V263H78ZM82 264V263H81ZM125 264V263H124ZM130 264V263H129Z\"/></svg>","mask_w":264,"mask_h":264}]
</instances>
